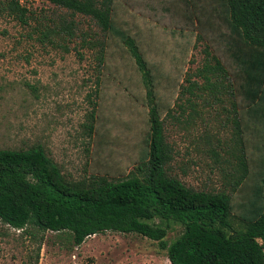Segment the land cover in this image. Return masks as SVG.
Segmentation results:
<instances>
[{
    "label": "rangeland",
    "instance_id": "1",
    "mask_svg": "<svg viewBox=\"0 0 264 264\" xmlns=\"http://www.w3.org/2000/svg\"><path fill=\"white\" fill-rule=\"evenodd\" d=\"M214 1L113 0L111 18L134 38L150 68L172 149L168 173L197 190L229 192L238 210L249 191L248 182L235 184L243 151L247 175L258 165L256 136L244 120L234 121L230 100L242 107L241 96L236 92L215 101L208 95L207 103L188 93L180 97L187 77L203 81L195 72L205 62L213 63L212 55L229 78L237 84L241 80L223 41L229 30ZM19 2L36 19L26 26L0 10V148L40 144L71 181L137 173L149 132L148 105L141 73L127 48L108 35L100 57L94 39L104 36L89 17L71 16L45 0ZM59 17L74 21V36L65 46H42L32 26L57 24ZM187 96L193 107L184 101ZM181 231L180 224L171 223L165 240ZM0 264L171 263L157 241L133 232L106 231L75 245L67 231L34 225L16 229L0 221Z\"/></svg>",
    "mask_w": 264,
    "mask_h": 264
},
{
    "label": "trees",
    "instance_id": "2",
    "mask_svg": "<svg viewBox=\"0 0 264 264\" xmlns=\"http://www.w3.org/2000/svg\"><path fill=\"white\" fill-rule=\"evenodd\" d=\"M45 1L71 16H87L100 28L103 39H94L100 57L108 35L127 48L146 88L149 132L137 173L116 180L104 176L90 182L68 180L40 144L0 148V221L16 229L34 225L41 230L67 231L75 245L106 231L133 232L157 241L171 264H264V0L213 2L229 30L223 41L240 82L229 78L212 55L213 63L205 62L195 72L203 81L187 77L188 84L180 92V97L188 93L206 103L208 95L215 101L234 97L236 92L241 96L242 107L230 100L234 121L244 120L245 128L256 136L258 165L247 175L243 151L235 184L248 182L249 191L240 199L238 210L229 192L197 190L168 173L172 149L165 137L152 74L134 38L113 23V0ZM0 10L26 26L36 19L19 0H0ZM58 21L32 26L39 44L60 47L72 39L74 21L65 17ZM190 96L184 101L193 107ZM183 104L177 105L182 109ZM171 223L180 224L182 231L167 242Z\"/></svg>",
    "mask_w": 264,
    "mask_h": 264
}]
</instances>
